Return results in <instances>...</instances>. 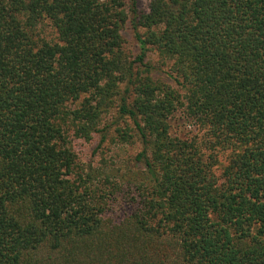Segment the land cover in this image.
Masks as SVG:
<instances>
[{
    "label": "trees",
    "instance_id": "trees-1",
    "mask_svg": "<svg viewBox=\"0 0 264 264\" xmlns=\"http://www.w3.org/2000/svg\"><path fill=\"white\" fill-rule=\"evenodd\" d=\"M148 1L0 0V264H264V0ZM112 110L140 180L79 167Z\"/></svg>",
    "mask_w": 264,
    "mask_h": 264
},
{
    "label": "rangeland",
    "instance_id": "rangeland-1",
    "mask_svg": "<svg viewBox=\"0 0 264 264\" xmlns=\"http://www.w3.org/2000/svg\"><path fill=\"white\" fill-rule=\"evenodd\" d=\"M137 4L141 13L148 12V0H137ZM44 35L49 39L56 40L55 32L48 26L44 28ZM124 36L127 52L133 58L136 57L139 53V48L131 28H127L124 31ZM147 61L154 66L153 76L156 80L162 81L173 88L178 89L177 85L169 75L170 63L161 60L154 51L149 53ZM125 124L126 123H117L116 110H112L103 117L99 126V129L105 127L108 128V134L104 143L101 144L102 134L94 136L89 142L84 140H74L73 148L77 154L79 167L81 166L87 169L92 166L94 169H102L101 171L108 174H120L126 176V178L132 177L140 180L144 171L142 164L137 162V156L142 150L140 142L135 137L134 144L130 145L120 142V139L117 138V129L125 130L128 126L133 128L129 122H127L126 125ZM172 134L181 138H187L195 136L196 134L199 135V132L194 126L189 125L179 112L172 121ZM222 166H224V162L216 171L218 176L222 173ZM127 212L128 209L125 205H122L121 202H119L116 203L113 206L112 211L108 212L106 215L113 221L120 222L123 220Z\"/></svg>",
    "mask_w": 264,
    "mask_h": 264
}]
</instances>
